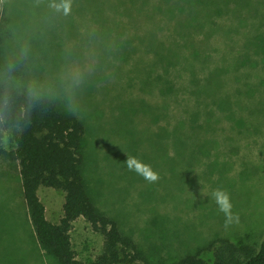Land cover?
<instances>
[{
  "label": "rangeland",
  "instance_id": "obj_1",
  "mask_svg": "<svg viewBox=\"0 0 264 264\" xmlns=\"http://www.w3.org/2000/svg\"><path fill=\"white\" fill-rule=\"evenodd\" d=\"M73 2L67 14L52 4L45 13L26 14L28 35L46 48L45 53L36 51V66L43 67V72L38 70L35 87L31 88L84 122L90 156L85 163L90 199L136 242L142 258L136 262L166 263L204 249L219 237L257 245L264 233V88L256 76L264 73V63L239 68L230 65L241 43L243 49V33H248L250 26L243 24L225 36L210 33L205 39L197 29L185 38L181 34L186 27L177 28L176 34L174 20L167 27L143 16L131 20L129 15L104 13L100 3H93V12L86 13L81 2ZM24 8L34 9L33 2ZM212 19L228 30L236 25L229 13ZM128 20L138 28L124 27L122 23ZM52 26L56 29L47 32ZM168 29L175 33L178 44L189 41L201 59L207 58L208 63L211 58L214 64H223L235 73L232 80H226L228 74L224 76V119L217 126L209 122L196 128L181 125L178 111L172 108L164 117L155 118L151 110L142 111V101L160 103L156 90L152 94L143 92L138 80H142L143 66L152 65L151 60L156 58L153 44L167 37ZM181 50L183 54L189 52L186 45ZM118 52L126 59H120ZM49 56L54 58L48 60ZM188 61L201 62L192 58ZM49 64H53L52 71ZM172 73L175 86L183 84L189 74L187 61H182L179 73ZM198 75L199 79L203 77ZM39 76L44 84L39 85ZM129 78H133L132 85ZM186 95L181 93L179 98L191 107L196 96L190 94L184 99ZM204 113L199 110L198 116ZM2 146L0 264H57L34 237L22 196L19 162L8 134L3 136ZM127 156L150 165L159 179L149 183L130 171L125 163ZM219 171H223L221 176ZM218 188L227 191L232 212L239 216V221L227 229L224 214L212 196ZM36 193L46 218L57 223L64 193L46 186L38 187ZM69 233L77 258L92 259L100 251L102 235L84 218H77ZM201 256L209 260L211 253L204 249Z\"/></svg>",
  "mask_w": 264,
  "mask_h": 264
},
{
  "label": "trees",
  "instance_id": "obj_2",
  "mask_svg": "<svg viewBox=\"0 0 264 264\" xmlns=\"http://www.w3.org/2000/svg\"><path fill=\"white\" fill-rule=\"evenodd\" d=\"M56 1L61 2L1 0L0 157L4 153L3 136L8 134L14 145L13 154L19 162L22 196L36 241L57 264H139L136 260L142 258L133 238L123 233L116 220L100 211L90 199L85 177V163L90 156L84 122L74 113L59 107L51 97L38 94L35 88H31L38 77V70L43 72V67L36 66V51L42 50L45 53L46 48L43 43L37 44L28 35L26 14L45 13ZM73 1L81 2L86 13L93 12V3H100L104 13L110 11L117 16L129 15L131 20H135L134 16H143L154 24H163L165 27L174 20L172 27L176 34L177 28L186 27L185 34H181V37L185 38L192 36V32L197 29L202 30L205 39L209 38L210 33L217 32L225 36L231 33L230 30L234 29L236 32L243 24L249 25L251 30L243 33L244 47L241 49V43L239 51L231 56L233 63L230 65L239 68L244 64L256 66L264 63V0H71V4ZM32 2L34 9L24 8ZM230 3L232 5H229ZM225 13L234 16L237 26L234 25V28L228 30L217 25L212 19L224 16ZM122 25L138 28L130 20ZM54 29L56 28L52 26L46 30L49 32ZM168 31L170 33L167 37L153 44L156 58L151 60L152 65L143 66L141 75L144 81L138 80L139 89L143 92L152 94V91L156 90L160 103L145 104L146 102L142 101V111L151 110V115L155 118L164 117L165 112L172 108L178 111L177 121L181 125L187 123L191 128H196L209 122L212 126H217L222 122L221 119H224V82L232 80L235 73H230L229 67L223 64H214L211 58L207 63V58L201 59L193 44L189 41L178 44L175 41V33L169 29ZM185 45L189 52L183 54L181 47ZM215 47L212 44V48ZM118 54L120 59H126L121 57L122 52ZM200 55L202 56V52ZM52 58L54 57L49 56L47 59ZM188 58L200 59L202 63L188 61ZM222 59L223 56L220 60ZM184 60L187 61L189 74L185 76L183 84L180 82L179 86H175L172 70L179 73ZM52 67L53 64H49L51 71ZM198 74L203 77L199 79ZM227 74L228 77L224 81ZM257 74L258 83L264 88V73ZM129 79L132 85L133 78ZM39 80V85L44 84L40 76ZM186 86H191L192 89L188 90ZM181 93L187 94L184 99L189 98L190 94H195L196 102L189 107L186 100L181 102ZM123 109L125 110L124 107ZM199 110L205 111L201 117L198 116ZM219 173L221 176L223 171ZM40 186L51 187L64 193L62 216L57 223L49 221L45 216L44 205L36 193ZM79 217L84 218L95 232L102 235L101 249L92 259L77 258L72 247L69 231L72 223ZM204 249L211 253L209 260L201 256ZM204 249L187 253L166 263L159 260L154 264H264V233L257 245L232 242L219 237L209 242Z\"/></svg>",
  "mask_w": 264,
  "mask_h": 264
},
{
  "label": "clouds",
  "instance_id": "obj_3",
  "mask_svg": "<svg viewBox=\"0 0 264 264\" xmlns=\"http://www.w3.org/2000/svg\"><path fill=\"white\" fill-rule=\"evenodd\" d=\"M51 6L57 11L62 9L63 12L67 14L71 8V0H61L60 3H53ZM125 163L130 171H135L149 183H154L159 179V174L155 172L150 165L143 163L136 157L127 156ZM212 196L215 199L219 211L224 214V227L226 229L234 222L239 221V216L232 212V203L227 191L218 188L213 191Z\"/></svg>",
  "mask_w": 264,
  "mask_h": 264
},
{
  "label": "crops",
  "instance_id": "obj_4",
  "mask_svg": "<svg viewBox=\"0 0 264 264\" xmlns=\"http://www.w3.org/2000/svg\"><path fill=\"white\" fill-rule=\"evenodd\" d=\"M33 228V227H32ZM33 234H34V230H33ZM34 237H35V234H34ZM36 239V238H35Z\"/></svg>",
  "mask_w": 264,
  "mask_h": 264
}]
</instances>
